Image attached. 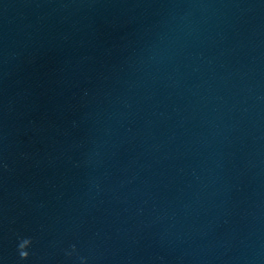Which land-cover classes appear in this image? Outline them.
<instances>
[{
	"label": "clouds",
	"instance_id": "1",
	"mask_svg": "<svg viewBox=\"0 0 264 264\" xmlns=\"http://www.w3.org/2000/svg\"><path fill=\"white\" fill-rule=\"evenodd\" d=\"M24 242H30V241H28V240H24Z\"/></svg>",
	"mask_w": 264,
	"mask_h": 264
}]
</instances>
